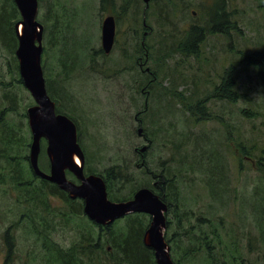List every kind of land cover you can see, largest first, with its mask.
<instances>
[{
    "label": "rangeland",
    "instance_id": "374dc122",
    "mask_svg": "<svg viewBox=\"0 0 264 264\" xmlns=\"http://www.w3.org/2000/svg\"><path fill=\"white\" fill-rule=\"evenodd\" d=\"M218 11L228 34L201 42L199 30H211ZM107 17L117 32L108 54L101 46ZM35 18L43 26L47 94L76 125L84 173L105 179L108 199L127 201L141 188L156 193V181L174 264H264V69L260 75L253 65L259 56L264 65V0H150L148 7L143 0H38ZM0 19V264L8 228L14 264H62L58 255L129 264L119 246L133 232L141 241L149 215L128 214L108 234L83 214L81 199L49 195L51 186L33 177L27 109L35 102L9 33L22 20L13 0H0ZM191 29L200 44L189 41ZM145 66L155 74L149 87ZM40 145L38 166L49 173L46 139Z\"/></svg>",
    "mask_w": 264,
    "mask_h": 264
},
{
    "label": "water",
    "instance_id": "95a60500",
    "mask_svg": "<svg viewBox=\"0 0 264 264\" xmlns=\"http://www.w3.org/2000/svg\"><path fill=\"white\" fill-rule=\"evenodd\" d=\"M21 16L15 25L18 40L15 56L23 86L32 96L35 105L27 109L32 142L29 150V165L35 176L56 185L70 198L83 201V214L99 226L111 225L114 221L132 213H143L151 221L142 236L143 245L153 252L155 264H174L169 256V247L162 233L165 227L164 213L167 210L163 199L149 189H139L131 200L114 202L108 199L106 185L101 176L85 175L84 154L77 142L76 125L65 115L56 113L55 104L47 94L41 66L43 52V26L36 21L38 0H13ZM148 7L149 0H143ZM21 26V32L18 27ZM115 37V20L107 17L102 22L101 42L108 54ZM138 135H142L141 129ZM47 141L46 154L49 173L38 166L40 140ZM146 148H141V152ZM78 162L74 161V158ZM66 172L75 176L79 184L68 180Z\"/></svg>",
    "mask_w": 264,
    "mask_h": 264
},
{
    "label": "trees",
    "instance_id": "16d2710c",
    "mask_svg": "<svg viewBox=\"0 0 264 264\" xmlns=\"http://www.w3.org/2000/svg\"><path fill=\"white\" fill-rule=\"evenodd\" d=\"M15 15H16V11L13 9V12L11 11V13H10L11 22H13V20L15 18ZM210 17H211L210 18V23L207 24L206 27H212V29L208 30L207 28H204V29H200L199 30L200 33H202V34L205 33V35L200 36L201 37V42L203 41V39L207 35H215V34L227 35L228 34V30L230 28V23H229V20L225 17V14H223V16H221L220 11H218L216 13L213 12ZM216 23H218V24H216ZM0 26L2 27L1 19H0ZM13 32L14 33H12V29L10 28L9 29V33L11 34V37L14 36V34L16 35L15 26H14ZM188 33L196 34V33H198V31H195L194 29H191ZM11 37L8 34V36H7L8 42L10 41ZM195 40L198 41L197 39H195ZM12 41H13V39H12ZM191 49L193 50V48H191ZM257 54H259V53H255V55H257ZM248 59L249 60L253 59V56H250ZM253 61L255 62V64H253V65L255 67H257L256 68L257 72L260 75H262V71L264 69L263 60L259 56V57L255 58V59H253ZM21 83H22V81H21ZM33 177L38 178L34 174H33ZM103 180L105 181V179H103ZM40 181L45 186H51V189H49L47 191V193L49 195H58V194H60L66 200H68V201L71 200V198H69L67 196V194L65 192L61 191L56 185L51 184V183L46 182V181L41 180V179H40ZM157 194H158L159 197L162 196V194L160 192L157 193ZM99 228L101 230L106 231L108 234H110L112 226L109 225V226L99 227ZM3 239H4V245L6 246V256L3 259L1 264H14L13 259L10 256V255L13 254V249H14L13 235H11L10 228H8L4 232ZM141 241H142V235H141ZM141 241H140V233L137 234V233L133 232L132 234H130V236H128L127 238H125L123 240V243L120 244V246H119L120 252L123 254L124 258L127 260V262L129 264H155V261L152 262L150 259H148L149 255H148L147 248H145V246L143 245V243ZM50 257H51V255H50ZM58 257H59V260L62 262V264H78L76 262L75 258H73L72 256L58 255ZM65 258H69L70 259L69 262H67L65 260ZM55 260L58 263L57 257L55 258Z\"/></svg>",
    "mask_w": 264,
    "mask_h": 264
},
{
    "label": "flooded vegetation",
    "instance_id": "af4514ba",
    "mask_svg": "<svg viewBox=\"0 0 264 264\" xmlns=\"http://www.w3.org/2000/svg\"><path fill=\"white\" fill-rule=\"evenodd\" d=\"M153 1V0H152ZM149 2H150V0H149ZM149 4V3H148ZM195 14V12H192V15H194ZM227 18V17H226ZM228 19V18H227ZM115 24H116V22H115ZM143 25L145 26V23L143 22ZM116 26V25H115ZM115 34H117V32H115ZM189 37H192V38H190V40L189 41H191V42H195L197 45H198V42H199V44H200V41H199V38H198V36H195V34H190V33H186ZM186 35V36H187ZM215 35H222V34H215ZM144 36H147V33H146V35H144ZM116 38H117V36H116ZM195 39H197L198 41H196ZM113 44H114V41H113ZM145 45H146V43L142 40V43H141V46L142 47H144L143 48V50H144V52H145V57L146 58H144V61H143V65L141 66V67H143L145 64H147L148 63V51L145 49ZM101 46H102V42H101ZM146 46H148V45H146ZM113 47V46H112ZM191 51H193L191 48H189ZM197 49V48H196ZM103 50V49H102ZM104 52V51H103ZM105 53V52H104ZM194 53V52H193ZM142 60V59H141ZM135 62H137V60L135 61ZM141 70V72L142 73H144V74H146V76H144V81H142L144 84H146V86L147 87H149L150 85H152L154 82V77H155V74H154V72L148 67V66H145L144 67V69H140ZM136 83H137V81H135ZM145 101H146V99H145ZM55 104V103H54ZM145 106H146V104H145ZM55 110H56V108H55ZM56 113H57V110H56ZM58 114H60V113H58ZM139 129H141V131H142V135L141 136H139V137H143V130H142V128H138L137 129V134H138V130ZM78 142V141H77ZM145 148H146V150L148 149V147L147 146H144ZM143 148V147H142ZM146 150L145 151H143V152H141L140 151V153L141 154H144L145 152H146ZM137 151V150H136ZM142 157V156H141ZM143 159V158H142ZM145 161L144 160H142V163H141V167H145ZM50 165V164H49ZM145 171L148 173V174H150V175H152L151 173H149V171L147 170V168H145ZM86 175V174H85ZM67 176V175H66ZM69 180V179H68ZM70 181V180H69ZM104 183H105V181H104ZM79 184V183H78ZM152 187H153V189L155 190V191H157L155 194H157L158 192H160L161 194H162V191H161V189L163 188V186H160L159 185V183L158 182H156V181H154L153 182V184H152ZM141 189H149V188H141ZM150 191H152V189L150 188L149 189ZM62 191V190H61ZM64 192V191H63ZM153 192V191H152ZM66 193V192H65ZM154 193V192H153ZM67 194V193H66ZM158 195V194H157ZM67 196H68V194H67ZM69 197V196H68ZM133 197V196H132ZM162 197H163V195L161 196V199H162ZM70 198V197H69ZM132 199V198H131ZM130 199V200H131ZM128 201V200H127ZM164 202V201H163ZM165 203V202H164ZM167 206V205H166ZM99 226V225H98ZM109 226V225H108ZM101 227H105V226H101Z\"/></svg>",
    "mask_w": 264,
    "mask_h": 264
},
{
    "label": "bare ground",
    "instance_id": "6f19581e",
    "mask_svg": "<svg viewBox=\"0 0 264 264\" xmlns=\"http://www.w3.org/2000/svg\"><path fill=\"white\" fill-rule=\"evenodd\" d=\"M21 28H22L21 26L18 27V31H19V32H21ZM74 161L77 162V163H79V162H78V159H77L76 157L74 158Z\"/></svg>",
    "mask_w": 264,
    "mask_h": 264
}]
</instances>
